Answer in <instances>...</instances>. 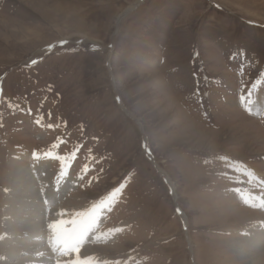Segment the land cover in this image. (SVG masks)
I'll use <instances>...</instances> for the list:
<instances>
[{
  "label": "rangeland",
  "instance_id": "1",
  "mask_svg": "<svg viewBox=\"0 0 264 264\" xmlns=\"http://www.w3.org/2000/svg\"><path fill=\"white\" fill-rule=\"evenodd\" d=\"M261 95L264 0H0V264L43 261L6 259L25 167L64 209L45 226L101 206L102 264H264Z\"/></svg>",
  "mask_w": 264,
  "mask_h": 264
},
{
  "label": "bare ground",
  "instance_id": "2",
  "mask_svg": "<svg viewBox=\"0 0 264 264\" xmlns=\"http://www.w3.org/2000/svg\"><path fill=\"white\" fill-rule=\"evenodd\" d=\"M259 104H260L259 107L264 105V96L263 95H261ZM31 158L33 160H35L34 164L38 166L37 168H39L41 166L45 167V165H47V167H49V163L51 162V160L49 158H42V157L39 158L38 156H33V155L31 156ZM25 168L27 170H21V177H19V176L15 177V179L13 180V183H12V188H13L12 196H13V198H17V200L9 201L6 199L7 202L9 201L10 206H11V208L9 209V212H8L7 229H8V234L11 235L10 238L11 237L13 238L12 240L10 239L12 241L10 243V247H9L10 253L6 255V259L9 260L12 257L19 258V255H20L19 253L21 251H25L26 253L28 252V254H30V256H31L30 258L37 257V254H36L37 252L31 253L33 251V247L44 248V249H41L43 251L48 249V252L53 250L54 252L57 253L58 258L60 260H66L67 261V260L74 258L73 256H70V253H68L67 255L59 254L60 253L59 251L65 252V248H66V245L63 243L64 238H65V228L64 229L60 228L59 223H56V224L49 223L51 225H59V229H56L57 227L56 228L54 227L56 229V231H54V228H52L51 225H49L48 223L46 226L43 224V219H44L43 215L48 214L49 208L53 209V210L49 211V215H51L52 218L56 217L58 219L59 217H64V215H65L64 209L62 207H59V208L56 207V205L60 204V200H58V198H57L58 192L49 191V186H48L49 182L45 181L46 178L48 177V175L45 177L43 175V178H45V179H43V182H42L43 190L39 189V187L37 186V181H35L34 177H32V175H31L32 171L30 169H28L27 167H25ZM61 181L64 183H69L70 182L69 174L68 173L63 174ZM74 185H75V183L71 181L69 184H67L65 187L62 188V193L64 194V192H67L69 190V188L73 187ZM42 198H43L44 203L46 204L45 205L46 207L41 206L39 201H38V199L42 200ZM31 200H34V204L30 203ZM96 202H95V204H96ZM229 203H228V205H229ZM43 209H45V213H43ZM101 213H102V209H101V206L99 204L95 207L92 206V208L89 209L88 216L86 219L84 217V214H77V216L82 215L83 218L79 219L77 216H75L79 220L76 219L77 221H75L74 225L76 223H78V225L77 226L72 225L70 227L76 228L79 230L80 228L86 226V228L83 231L82 236H81L82 239L84 238V236L90 234L88 237V240H90V241L91 240H97V241L110 240L112 238V236L114 235L116 229H112L110 231L103 232V233L100 232L101 230L98 231L96 229L97 221H98L97 218L98 219L100 218ZM75 217H73V218H75ZM66 223H67V220L64 219V224H66ZM43 230H44V233L47 234V236L45 235L43 237V240H42L41 235L43 233ZM261 230L263 232L260 235H258L257 237L259 239L263 240L264 224L262 225ZM17 235L19 236V239H18V237L16 238ZM251 235H250V237H251ZM250 239H252V238H250ZM250 239L242 240L241 238H238V240H236V243H243L241 246H239V249L242 251V254L246 251L247 256H243V255L242 256L245 258L246 257L251 258L250 261H252L253 263H256V262H259L258 257L260 255H262V253L259 250L257 241L250 240ZM263 242H264V240L262 241V243ZM25 243H26V246L23 245ZM27 243L30 245H34V246L31 247L29 245L30 247H28ZM57 247H58V251L56 250ZM81 247H82L81 252H80L81 257L93 258L94 261L98 262V264L101 263L100 262L101 257L94 256V255H91L89 253V251H91L93 249H90V247L84 248L82 246V242H81ZM6 248H8V247H6ZM4 252H5V250H4ZM94 252H95V250H94ZM4 254H3V256H4ZM30 258H27V259L30 260ZM102 258H104V257H102ZM21 259L22 258L18 259L19 260L18 264H23L22 263L23 259H22V261H21ZM13 260H11L10 262H12ZM2 263H4V262H2ZM29 263H30V261H29Z\"/></svg>",
  "mask_w": 264,
  "mask_h": 264
},
{
  "label": "snow or ice",
  "instance_id": "3",
  "mask_svg": "<svg viewBox=\"0 0 264 264\" xmlns=\"http://www.w3.org/2000/svg\"><path fill=\"white\" fill-rule=\"evenodd\" d=\"M35 63V62H33ZM55 147V145H54ZM77 155V153H76ZM76 158V156H75ZM72 156L70 157H63L66 161L68 159L75 160ZM87 170V169H86ZM104 202L102 201L101 204ZM71 223V222H69ZM69 223L65 225V238L63 243L66 245V250L70 253V256L74 258L68 261V264H98V262L94 261L93 258L81 257V236L83 231L85 230L86 226L80 228L79 230L76 228L69 227Z\"/></svg>",
  "mask_w": 264,
  "mask_h": 264
}]
</instances>
